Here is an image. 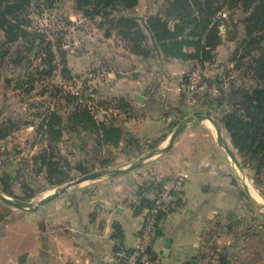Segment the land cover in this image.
<instances>
[{
  "label": "rangeland",
  "instance_id": "obj_1",
  "mask_svg": "<svg viewBox=\"0 0 264 264\" xmlns=\"http://www.w3.org/2000/svg\"><path fill=\"white\" fill-rule=\"evenodd\" d=\"M166 2L167 0H138L133 10L116 7L113 16L140 17L163 12ZM26 15L30 19L27 30L45 34V46H37L29 51L26 38L5 43L3 33L0 35V50L8 51V55L0 59V130L7 133L0 137V191L12 199L36 205L45 196L86 174L105 171L107 174L98 178H110L109 173L140 161L142 156L155 152L156 148L155 144L139 145L138 141H132L130 137L129 144L135 146L133 150L128 148L111 154L100 148L94 136L82 129H64L62 141L50 142L48 135L39 128L51 111L59 112L66 122L76 108L85 106L90 107L98 120L104 119L105 110L110 113L109 110L113 107L111 113L114 115L119 98L108 91L109 81L114 78L109 76L108 71L113 70L118 76L127 72L131 76L134 71H128L136 64L122 54L129 48L119 30L111 27L109 18L83 13L77 9L74 0H31ZM245 16L242 7L218 12L216 17L227 21L222 25L223 42L214 51L213 61H194L183 76L177 79L176 88L182 91V102L186 106L185 113L181 116L184 121L193 118L192 114L196 117L220 118L216 108L221 95L219 80H223L224 87L228 89L243 84L249 88L258 85L250 70H236L231 61L243 36L242 23ZM49 45L52 58L48 49L46 50ZM198 67L201 78L197 87L191 90L187 88L191 80L189 73ZM82 78L84 88L78 95L72 93V90L77 89V81ZM20 83L22 87L18 88ZM214 86L219 89L218 95L212 93ZM186 115L191 116L185 119ZM211 129L218 137L217 128L213 125ZM222 129L223 138L241 163L242 158L234 149L230 134L223 125ZM221 146L224 152L220 151L218 162L230 172L234 183L239 186L240 202L239 215H233L228 221L218 219L215 227L217 226L219 233L230 234L233 231L234 235H239L238 240L233 243L235 264H264V211L251 201L242 187V181L245 180L262 202L264 184H256L255 172L248 166L241 165L242 169L238 168L222 143ZM44 150L55 153L54 159H58L64 166L66 174H55L58 178H66L63 183L58 184L56 176L51 180L47 169L36 161V157ZM150 158L145 159L139 168L129 171L133 178H141L139 180L144 190L153 195L168 185L173 196H179L177 186L183 184V178L176 181L174 178H164L161 183L157 182V177L161 176H158L153 166H149L152 160ZM64 159L69 166L65 165ZM79 168L87 172L80 171ZM95 179L70 185L68 189L74 185L89 184ZM5 189L13 194L5 192ZM13 210L17 217L29 211L8 205L0 199V220L11 215ZM226 252L228 254L225 248L224 253Z\"/></svg>",
  "mask_w": 264,
  "mask_h": 264
},
{
  "label": "crops",
  "instance_id": "obj_2",
  "mask_svg": "<svg viewBox=\"0 0 264 264\" xmlns=\"http://www.w3.org/2000/svg\"><path fill=\"white\" fill-rule=\"evenodd\" d=\"M122 54L136 64L128 71L134 72L118 76L108 71L114 77L108 91L128 105L123 109L117 104L115 116L114 107L110 113L105 110L102 120L123 134L119 145L108 143L100 148L111 154L133 150L130 137L139 145L155 144L149 166L161 176L156 181L183 178L173 209L159 225L155 253L162 264H235L233 243L239 235L219 233L215 224L239 215L240 193L233 176L218 162L224 150L211 129L215 124L186 115L193 122L179 132L171 148L158 152L184 122L181 116L186 106L176 81L194 61L157 53L145 58L130 50ZM139 95L144 96L143 102ZM109 174L110 178L74 185L37 210L18 217L13 210L0 220V264H118V243L128 249L135 246L145 214L144 198L152 201L155 194L145 191L141 178L134 179L129 171Z\"/></svg>",
  "mask_w": 264,
  "mask_h": 264
},
{
  "label": "trees",
  "instance_id": "obj_3",
  "mask_svg": "<svg viewBox=\"0 0 264 264\" xmlns=\"http://www.w3.org/2000/svg\"><path fill=\"white\" fill-rule=\"evenodd\" d=\"M74 1L77 9L85 14L108 17L111 27L119 30L127 47L135 54L146 58L157 53L167 58L201 63L212 62L214 51L223 42L221 28L227 19L217 18V13L223 9L242 7L246 14L242 23L243 36L231 61L236 70H250L258 85L249 88L243 84L228 89L224 87L223 80H219L221 95L216 108L220 118L217 120L230 134L233 147L242 158L241 165L255 172L256 184H264V0H167L163 12L140 17L113 16L116 7L133 10L138 0ZM30 5L31 0H0V35L3 33L5 43L26 38L28 49L32 51L37 46H45L46 36L27 30L30 19L26 14ZM47 49L52 58L51 46ZM6 55L7 50H0V59ZM117 102L119 108H127L128 104L123 99L119 98ZM39 129L48 135L51 143L64 139V129H82L94 136L99 146L108 143L117 146L123 134L119 127L98 120L88 106L76 108L67 122L59 112L51 111ZM5 135L7 133L0 130V137ZM55 157V153L48 150L36 157L41 167L47 169L51 180L56 175L66 174L64 166ZM65 165L69 166L67 160ZM66 176H69L68 173ZM58 177V184L66 179ZM4 191L13 194L9 190ZM144 203L151 206L152 201L144 198ZM117 236L120 237V234Z\"/></svg>",
  "mask_w": 264,
  "mask_h": 264
},
{
  "label": "built area",
  "instance_id": "obj_4",
  "mask_svg": "<svg viewBox=\"0 0 264 264\" xmlns=\"http://www.w3.org/2000/svg\"><path fill=\"white\" fill-rule=\"evenodd\" d=\"M191 80L187 88L193 90L201 78L200 68L189 73ZM61 77V76H59ZM62 81V80H61ZM76 90L72 93L80 94L84 88V79L77 81ZM219 89L213 87V94L218 95ZM171 189H161L152 199L151 206H146L145 214L138 230L137 243L133 248H126L120 242L116 251L118 264H162L161 258L154 251V241L159 231L163 217L173 209L174 202Z\"/></svg>",
  "mask_w": 264,
  "mask_h": 264
},
{
  "label": "water",
  "instance_id": "obj_5",
  "mask_svg": "<svg viewBox=\"0 0 264 264\" xmlns=\"http://www.w3.org/2000/svg\"><path fill=\"white\" fill-rule=\"evenodd\" d=\"M137 98H138V100H140L142 102L145 100L144 96H141V95H139ZM204 118L205 119H210L215 124V126L217 127V133H218L219 141L224 145V148L226 149V152L231 156V158L233 159V161L235 162L237 167L242 169L241 163L239 162L237 156L235 155L233 150L228 145L227 141L222 136V130H221V125H220L219 121L217 119H215L214 117H212V116H200V118H198V119H204ZM193 120H194V118H190V119L185 120L182 124H180L174 130V132L172 133V135L170 137V140H169V144L163 150H159L158 152H163V151H166L169 148H171L173 143H174V141H175V139H176V137H177V135L179 134V132L182 131ZM155 153L156 152H151V153L147 154L146 156H143L140 161L134 162V163L130 164L129 166H127L124 169L114 170L112 173L113 174H119V173H125V172H128V171L134 170V169L140 167L142 162L145 159L150 158ZM105 174H107L105 171H95V172L86 174V175L82 176L81 178H79L78 180H76L75 182H72L71 184H67L64 187L59 188L58 190H56L55 192H53L49 196H46V197L42 198L41 200H39V202L36 205L33 204L32 202H29V201H20V200L12 199L11 197L3 194L1 191H0V199L2 201L6 202L8 205L15 206V207L20 208V209L37 210L42 205H44L45 203L49 202L51 199H54L58 195L64 193L68 189V187L70 185L79 184L81 182H84V181L90 180V179H95V178H98V177L103 176ZM242 187H243L244 191L246 192V194L251 199V201L257 207H259L260 209H262L264 211V202H262L256 196H254L252 194L251 189L249 188V186L247 185L245 180L242 181ZM220 260H221L222 263H225V260H224V258L222 256L220 257Z\"/></svg>",
  "mask_w": 264,
  "mask_h": 264
},
{
  "label": "bare ground",
  "instance_id": "obj_6",
  "mask_svg": "<svg viewBox=\"0 0 264 264\" xmlns=\"http://www.w3.org/2000/svg\"><path fill=\"white\" fill-rule=\"evenodd\" d=\"M251 192H252V194H253L254 196H256V197L259 199V197L255 194V192H253L252 189H251Z\"/></svg>",
  "mask_w": 264,
  "mask_h": 264
}]
</instances>
